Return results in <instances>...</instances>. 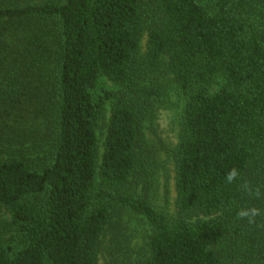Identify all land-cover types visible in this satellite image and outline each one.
<instances>
[{
	"label": "trees",
	"instance_id": "trees-1",
	"mask_svg": "<svg viewBox=\"0 0 264 264\" xmlns=\"http://www.w3.org/2000/svg\"><path fill=\"white\" fill-rule=\"evenodd\" d=\"M158 73L184 101L173 219L135 193ZM5 214L0 264H98L123 214L150 228L123 264H264V0H0Z\"/></svg>",
	"mask_w": 264,
	"mask_h": 264
},
{
	"label": "rangeland",
	"instance_id": "rangeland-1",
	"mask_svg": "<svg viewBox=\"0 0 264 264\" xmlns=\"http://www.w3.org/2000/svg\"><path fill=\"white\" fill-rule=\"evenodd\" d=\"M202 5L211 7L214 0H198ZM146 33L142 35L140 41V53L144 54L146 45ZM153 84L162 92V96L155 103L151 119H148L143 126L145 142L148 148L154 153L155 168L148 183L138 184L135 189L136 195L143 196L159 212L165 214L169 219L176 216V193H175V173L172 159V151L177 144L180 117L183 107V98L176 91L172 79L163 73L151 78ZM111 88V84L104 85ZM109 106L103 112L99 139L102 141L106 131ZM7 214L0 219V238L5 239L9 236L7 230ZM124 243L123 250L126 252L115 251L110 240L113 231H108L102 242V247L98 255V264H123L124 258L135 260L142 253L150 228L140 218L129 214H123L119 227ZM128 249V250H127Z\"/></svg>",
	"mask_w": 264,
	"mask_h": 264
}]
</instances>
